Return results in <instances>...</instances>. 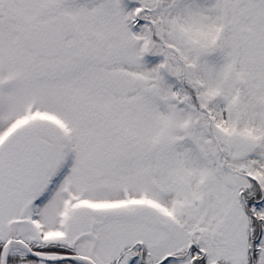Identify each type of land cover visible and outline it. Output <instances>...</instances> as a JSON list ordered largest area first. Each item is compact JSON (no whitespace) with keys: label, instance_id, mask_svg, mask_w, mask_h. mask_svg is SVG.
<instances>
[{"label":"snow or ice","instance_id":"6c2138e0","mask_svg":"<svg viewBox=\"0 0 264 264\" xmlns=\"http://www.w3.org/2000/svg\"><path fill=\"white\" fill-rule=\"evenodd\" d=\"M0 264H264V0H0Z\"/></svg>","mask_w":264,"mask_h":264}]
</instances>
